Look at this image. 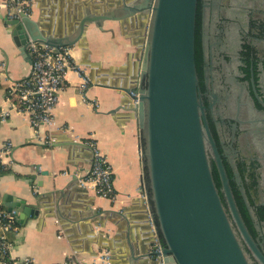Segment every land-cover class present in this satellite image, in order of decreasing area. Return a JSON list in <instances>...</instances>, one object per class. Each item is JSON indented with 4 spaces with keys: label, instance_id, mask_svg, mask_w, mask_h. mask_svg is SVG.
Segmentation results:
<instances>
[{
    "label": "crops",
    "instance_id": "crops-1",
    "mask_svg": "<svg viewBox=\"0 0 264 264\" xmlns=\"http://www.w3.org/2000/svg\"><path fill=\"white\" fill-rule=\"evenodd\" d=\"M139 4L140 0H35L30 17L40 22L45 34L74 40L69 47L80 66L67 72L53 127L36 129L26 113H13L0 127V160L7 166L0 170V196L4 202L24 200L39 209L25 225L21 222L14 251L34 257L36 264H58L69 256L94 261L104 252L110 253L109 264H129L133 251L141 257L156 243L144 197L140 131L124 109L113 112L131 100L130 81L139 72L148 38L152 12L139 10ZM125 8L131 12L124 17ZM93 14H110L111 19L103 20L102 29L87 23L79 37L82 19ZM3 16L0 10V66L4 63L6 75L19 80L29 75L32 62L20 55L13 42L14 27ZM83 76L88 79L86 89L81 88ZM7 85L5 78L0 86V104L5 107ZM72 140L84 144L74 145ZM91 142L113 166L116 200L80 184L91 170ZM147 261L156 264L151 258Z\"/></svg>",
    "mask_w": 264,
    "mask_h": 264
},
{
    "label": "water",
    "instance_id": "water-1",
    "mask_svg": "<svg viewBox=\"0 0 264 264\" xmlns=\"http://www.w3.org/2000/svg\"><path fill=\"white\" fill-rule=\"evenodd\" d=\"M198 0H140L139 10H150L152 19L148 38L137 65L139 72L130 81L129 104L121 103L113 112L124 109L136 121L150 187L147 202L154 223L156 243L129 264H251V253L264 264V252L250 233L234 199L223 159L213 138L199 96L196 64V18ZM124 17L131 10L125 8ZM110 15V14H109ZM109 15H87V23L103 28ZM5 23L14 27L13 42L20 55L32 62L30 43L41 42L59 53L74 40L56 38L40 30V22L20 13ZM138 69V68H137ZM138 100V102H135ZM209 143L207 142V138ZM72 144H84L72 140ZM214 153L223 185L226 204L216 186L208 147ZM49 174V172H44ZM145 174V172H144ZM146 185V184H145ZM7 199V196H5ZM18 208L25 225L39 209L24 200L5 202ZM163 240V241H162ZM142 259V260H141Z\"/></svg>",
    "mask_w": 264,
    "mask_h": 264
},
{
    "label": "flooded vegetation",
    "instance_id": "flooded-vegetation-1",
    "mask_svg": "<svg viewBox=\"0 0 264 264\" xmlns=\"http://www.w3.org/2000/svg\"><path fill=\"white\" fill-rule=\"evenodd\" d=\"M202 1L204 85L199 86V96L223 163L231 167L232 180L250 210L255 240L264 252V220L257 213L264 206V50L260 52L254 42L264 43V16L256 18L257 10L247 9L260 0H238V5L237 0H221L215 26L208 19L207 0ZM208 153L210 164H215L210 146ZM252 172L257 176L255 202L248 195L252 184L247 174ZM247 253L251 264H262L248 248Z\"/></svg>",
    "mask_w": 264,
    "mask_h": 264
},
{
    "label": "built area",
    "instance_id": "built-area-1",
    "mask_svg": "<svg viewBox=\"0 0 264 264\" xmlns=\"http://www.w3.org/2000/svg\"><path fill=\"white\" fill-rule=\"evenodd\" d=\"M35 0H0V10L9 19L18 17L20 13L31 15ZM32 67L29 75L22 79H14L5 73V64L0 66V86L6 78L5 100L9 106L0 104V127L7 122L13 113L30 115L31 124L36 129L41 126L53 127L56 124L55 108L59 102L61 90L66 86L69 69H79L75 63L69 46L62 47L59 53L54 48L41 42H31ZM88 79L83 76L82 89H86ZM132 95H136L132 93ZM86 96V90L84 91ZM138 102V100H135ZM94 156L90 172L80 178L82 186L93 187L97 195L117 199L114 185V171L111 162L95 142H91ZM7 152L10 144L4 146ZM7 168L1 163L0 169ZM144 197L147 199V187L144 183ZM20 210L9 209L0 196V264H36L35 258L15 254L16 237L21 231ZM154 229V223L151 219ZM110 253L104 252L94 261L69 256L58 264H109Z\"/></svg>",
    "mask_w": 264,
    "mask_h": 264
},
{
    "label": "trees",
    "instance_id": "trees-1",
    "mask_svg": "<svg viewBox=\"0 0 264 264\" xmlns=\"http://www.w3.org/2000/svg\"><path fill=\"white\" fill-rule=\"evenodd\" d=\"M202 2H203L202 0H198L197 18H196V64H197V72H198V77H199V86L204 85V81H203V77H204L203 16L204 15H203V3ZM245 53L249 58L250 57L249 52H245ZM141 145H143V147L146 146V140L144 138L141 140ZM226 164L224 165H225L227 175L229 177L230 186H231V189L234 195V199L236 201L239 211L250 233L255 239V235L257 231H256V227L254 226L253 218L251 216L250 210L248 208V205L245 202L243 195L241 194L240 190L237 188L235 181L232 180L233 172H232L231 167L228 164L227 165ZM0 170H3V169H0ZM211 170H212V174H213L216 186L223 199V202L225 203V205H227L225 197H224V193L222 191L223 185L221 182V177H220L219 170H218L216 163L211 165ZM247 175L249 176V179L252 184V190L248 188V195L250 197V200L252 202H255V196H254L255 191L254 190H255V185L257 183V176L254 174V172H252L251 174H247ZM144 183L146 184L147 187H150V176H149L148 168H145ZM257 213H258L259 218L261 220H264V206L263 205L257 208ZM245 249L247 251V248Z\"/></svg>",
    "mask_w": 264,
    "mask_h": 264
},
{
    "label": "rangeland",
    "instance_id": "rangeland-1",
    "mask_svg": "<svg viewBox=\"0 0 264 264\" xmlns=\"http://www.w3.org/2000/svg\"><path fill=\"white\" fill-rule=\"evenodd\" d=\"M237 5H238V0H237ZM248 5H250V6L247 7V9H251L252 7H254L255 10H257L256 11V18L264 16V14L262 13V10L264 9L263 0L257 1L254 4H248ZM221 10H222V1L221 0H207L208 19L210 20V23L214 24L215 26H218L217 23L220 20L219 15L222 12ZM244 13H248V11H245ZM212 14H213V17H212ZM245 24H246V21L244 23V27L247 28V26ZM213 35H215V33H213ZM235 42H237V43L240 42V36L239 35H237ZM254 42H255V45L260 50V52H262L264 50V43L260 42L256 39L254 40Z\"/></svg>",
    "mask_w": 264,
    "mask_h": 264
}]
</instances>
